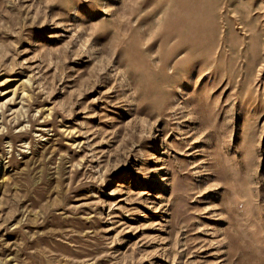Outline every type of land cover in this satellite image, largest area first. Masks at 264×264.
<instances>
[{
	"label": "rangeland",
	"instance_id": "1",
	"mask_svg": "<svg viewBox=\"0 0 264 264\" xmlns=\"http://www.w3.org/2000/svg\"><path fill=\"white\" fill-rule=\"evenodd\" d=\"M0 264H264V0H0Z\"/></svg>",
	"mask_w": 264,
	"mask_h": 264
}]
</instances>
